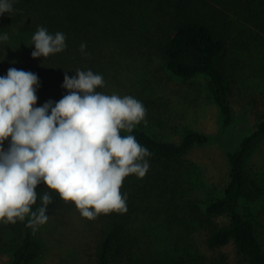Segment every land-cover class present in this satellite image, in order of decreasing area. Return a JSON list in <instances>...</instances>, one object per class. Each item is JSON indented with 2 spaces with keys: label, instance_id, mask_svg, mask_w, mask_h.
Instances as JSON below:
<instances>
[{
  "label": "trees",
  "instance_id": "obj_1",
  "mask_svg": "<svg viewBox=\"0 0 264 264\" xmlns=\"http://www.w3.org/2000/svg\"><path fill=\"white\" fill-rule=\"evenodd\" d=\"M13 9L10 14L0 15V33L9 35L7 41L0 42V75L9 67L36 73L39 80L37 105L49 98L56 101L67 91L61 87V73L68 66L65 59L85 68H99V64L94 65L99 62L98 53L93 55L85 51L87 54L83 55L76 52L82 42L86 44L85 50L93 49L96 42L107 46L121 38L127 39L137 33L135 31L155 42L165 68L173 75L183 79L199 75L207 77L221 110L222 134L234 120L231 84L221 62L228 50V39L233 34L238 39L244 35L257 56L262 52L258 64L264 70V0H13ZM37 26H44L50 33L61 31L65 34L66 47L53 55L65 57L62 63L65 68L55 66L54 62L32 61L33 45L30 43ZM116 27L122 31L119 37L114 33ZM149 28L151 35L147 33ZM100 87L96 90L100 91ZM128 134L121 130V135ZM131 134L150 150L151 155L145 157L148 161H172L170 171L167 169L160 178L163 183L159 195L166 196L169 190L183 206H180L182 225L174 236L171 255L165 259L157 258L153 264H204L207 258L192 236L199 231H205L202 244L210 250L233 243L239 257L236 264H264V210L259 209L261 218L258 216L253 221L241 209L243 198L259 197L264 187L250 174L247 161L255 143L264 137V110L237 147L226 150L229 179L222 193L209 200H188L178 192L181 191L177 185L181 174L173 161L196 145L214 141L215 137L186 129L178 141L166 140L141 125H135ZM46 190L52 196L47 215L57 207L60 199L46 186L38 185L37 200L32 208L41 204L40 197ZM219 216L226 217L227 221L216 222L215 218ZM28 219L26 215L21 220V236L6 264H28L33 256L35 234ZM123 222L112 216L104 221L95 253L96 264H118V259L133 249L136 236L122 233L129 227ZM108 224L110 227L105 229ZM138 260H141L139 256Z\"/></svg>",
  "mask_w": 264,
  "mask_h": 264
},
{
  "label": "rangeland",
  "instance_id": "obj_2",
  "mask_svg": "<svg viewBox=\"0 0 264 264\" xmlns=\"http://www.w3.org/2000/svg\"><path fill=\"white\" fill-rule=\"evenodd\" d=\"M135 32L114 44L103 46L96 42L93 49L84 50L88 54L98 53L99 62L94 63L99 64L98 69L69 62L63 55L57 58V55L53 56L56 53L47 57H32V61L54 62L55 66L58 64L65 68L62 65L65 59L68 66L61 77L65 72L69 76L74 75L75 68L91 69L102 74L104 84L100 92L132 95L140 100L146 114L144 120L136 125L163 139L178 141L186 129L215 137L214 141L196 145L173 161L181 174L177 184L181 190L179 193L188 200L214 198L222 193L229 179L226 150L237 147L264 110V70L258 64L262 52L257 56L252 43L244 35L238 39L233 34L228 39V50L221 62L231 84L230 102L234 120L222 134L221 110L214 100L207 77L199 75L183 79L173 75L165 68L162 53L157 50L155 42L140 36L139 31ZM151 32L152 29L147 33L151 35ZM114 33L122 35L118 27ZM247 161L250 174L264 185V137L255 143ZM148 162L149 167L143 177L136 174L124 177L120 187L121 193L127 195L123 211L86 218L80 215L73 202H65L57 193L60 199L57 207L47 214L48 219L43 224L34 229L35 249L28 264H96L95 253L108 216L128 224L123 234L136 236L133 249L116 263L153 264L157 258L169 257L174 236L182 225V204L179 205L181 200L172 197L169 190L166 196L159 195L163 183L160 178L167 169L170 171L172 161ZM129 196L133 197L129 199ZM241 206L245 215L253 221L258 216L261 218L258 210H264V187L259 197L243 198ZM215 221L223 223L227 218L219 216ZM20 236L21 220L0 223V264L9 262ZM192 236L207 258L204 264H236L238 261L233 243L210 250L202 244L205 231L192 233ZM138 256L141 260L137 261Z\"/></svg>",
  "mask_w": 264,
  "mask_h": 264
},
{
  "label": "clouds",
  "instance_id": "obj_3",
  "mask_svg": "<svg viewBox=\"0 0 264 264\" xmlns=\"http://www.w3.org/2000/svg\"><path fill=\"white\" fill-rule=\"evenodd\" d=\"M13 0H0V15L13 12ZM9 39L0 33V42ZM65 34L37 26L31 57H47L66 47ZM28 45V44H27ZM86 44H80L81 54ZM71 69V68H70ZM102 74L75 68L64 73L65 94L37 105L38 75L9 67L0 75V223L29 217L35 229L47 219L52 196L44 191L33 209L38 185L74 203L81 216L125 210V176L143 177L150 150L131 134L146 109L132 95L106 94ZM126 130L128 135H121ZM7 141V146H5Z\"/></svg>",
  "mask_w": 264,
  "mask_h": 264
}]
</instances>
